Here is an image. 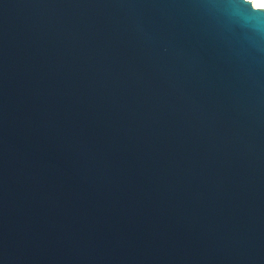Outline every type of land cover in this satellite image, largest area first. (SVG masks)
<instances>
[{"label": "water", "instance_id": "95a60500", "mask_svg": "<svg viewBox=\"0 0 264 264\" xmlns=\"http://www.w3.org/2000/svg\"><path fill=\"white\" fill-rule=\"evenodd\" d=\"M0 264H264V8L0 0Z\"/></svg>", "mask_w": 264, "mask_h": 264}, {"label": "bare ground", "instance_id": "6f19581e", "mask_svg": "<svg viewBox=\"0 0 264 264\" xmlns=\"http://www.w3.org/2000/svg\"><path fill=\"white\" fill-rule=\"evenodd\" d=\"M255 7L264 8V0H250Z\"/></svg>", "mask_w": 264, "mask_h": 264}]
</instances>
